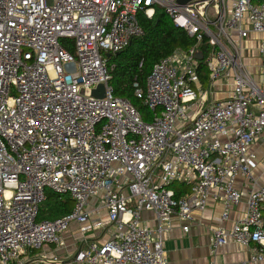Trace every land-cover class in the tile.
<instances>
[{"label":"built area","instance_id":"2783aa9c","mask_svg":"<svg viewBox=\"0 0 264 264\" xmlns=\"http://www.w3.org/2000/svg\"><path fill=\"white\" fill-rule=\"evenodd\" d=\"M157 10L195 43L160 59L144 91L134 84L153 113L145 122L114 96L107 55L142 36L138 16ZM251 34L258 79L243 59ZM173 183L189 194L176 198ZM47 191L67 196L71 212L37 220ZM209 202L222 205L211 253L234 244L250 251L240 264H264V0H0V264L65 248L74 223L73 255L50 264H168L169 222L187 233Z\"/></svg>","mask_w":264,"mask_h":264},{"label":"trees","instance_id":"16d2710c","mask_svg":"<svg viewBox=\"0 0 264 264\" xmlns=\"http://www.w3.org/2000/svg\"><path fill=\"white\" fill-rule=\"evenodd\" d=\"M142 36L135 37L130 44L118 54L109 58L114 66L111 71V86L115 97L127 100L140 114L145 122H150L153 113L134 94V84L145 90L146 78L153 66L162 58L172 55L176 50L187 52L194 45V39L184 31L173 26L168 16L157 10L153 19L138 16ZM203 49V55L206 50ZM198 73L202 83L207 82L208 74L203 61H199ZM176 198L189 194V187L182 183H173ZM72 202L68 197L47 191L46 201L40 206L37 220H54L71 212Z\"/></svg>","mask_w":264,"mask_h":264},{"label":"crops","instance_id":"0c3cea01","mask_svg":"<svg viewBox=\"0 0 264 264\" xmlns=\"http://www.w3.org/2000/svg\"><path fill=\"white\" fill-rule=\"evenodd\" d=\"M256 40L257 37L251 34L249 40L245 41L244 45L248 46V48L250 45L251 47H254V41ZM245 63L246 65L251 66L252 61L251 59H246ZM259 65L258 67L254 66L255 71L253 70L252 73L253 77H255L256 79L260 77L262 72ZM223 85L225 84L223 83ZM221 90L222 88H219V90H215V92L212 94L210 99L218 100L215 98L219 95ZM225 96H222V98H224ZM95 204L96 202L94 199L89 202L90 207H93ZM221 211H222L221 203L209 202L208 206L205 208L204 211L193 213V217L195 221L193 222V224H191L189 231L187 233H184L181 230V227L183 225L182 222H180L177 218L171 219V221L167 226V229L169 230L163 234V240H162L163 251L167 263L168 264H209L214 262L215 264H222L220 263V259H219L220 255L225 256L227 255V253H230L232 251L240 252V250L247 253L248 250L243 249L240 246L234 244H228L227 246L220 248L216 253V255H213L211 253L210 245H209V227L211 225H217L219 223V217ZM243 212H244V200L239 208L234 209L230 213L231 221H234L239 217H241ZM100 215L104 216V213L101 212ZM231 221L227 222L225 226L229 227ZM142 224L147 228H154L156 224L153 215L148 212H143ZM78 228L79 225L74 223L70 226L69 231H67L63 235L65 248L58 249L54 246H46L39 250L26 251L21 256V264H50L52 263L54 258L61 261H66L67 259H70V256L73 255L74 249L76 247V242L78 241L76 240L79 237ZM87 237L89 238V240H95L96 238L98 239L101 238L99 232L89 235ZM105 238L106 237H103V239ZM247 258L245 257V260ZM234 259L235 258L232 259L233 262L236 261L234 264H239L238 259L235 260ZM43 261H47V263H44Z\"/></svg>","mask_w":264,"mask_h":264},{"label":"rangeland","instance_id":"374dc122","mask_svg":"<svg viewBox=\"0 0 264 264\" xmlns=\"http://www.w3.org/2000/svg\"><path fill=\"white\" fill-rule=\"evenodd\" d=\"M243 59L245 61H246V59H251V61H252L251 66L246 65V63H245V65H246L245 69L247 70V72H250L252 74L253 70L255 71V67L254 66L258 67V65L260 64V60H259L260 58H259L258 54L255 53V45H254V47H251V45L249 46V49L246 51L245 56H244ZM225 95L226 96L228 95V87L222 88V90L220 91L219 95L215 99H220V98H222V96H225ZM64 197H67V196H60V198L62 200L64 199ZM248 255L250 256V252L249 251H247V253L243 252L242 250H240V252L232 251L230 253H227V255H225V256L220 255L219 259H220V263H222V264H229V263L234 264L236 261L233 262L232 259L235 258V259H238V261H239L238 263L240 264L241 261L245 260V257L246 258L248 257ZM239 256H240V258H239Z\"/></svg>","mask_w":264,"mask_h":264},{"label":"water","instance_id":"95a60500","mask_svg":"<svg viewBox=\"0 0 264 264\" xmlns=\"http://www.w3.org/2000/svg\"><path fill=\"white\" fill-rule=\"evenodd\" d=\"M187 1H189V0H178V3H179V4H184V3H186ZM107 57L109 58V57H111V55L108 54ZM196 58H197L198 60H201V59H202V57H201L200 54H197V57H196ZM102 93H103V87H102V86H99V87L97 88V90L92 91L91 95H92L93 97H102Z\"/></svg>","mask_w":264,"mask_h":264}]
</instances>
